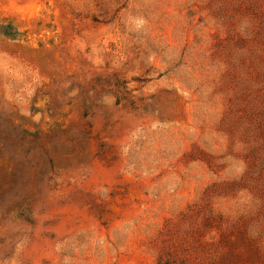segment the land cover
I'll return each mask as SVG.
<instances>
[{
    "label": "rangeland",
    "instance_id": "1",
    "mask_svg": "<svg viewBox=\"0 0 264 264\" xmlns=\"http://www.w3.org/2000/svg\"><path fill=\"white\" fill-rule=\"evenodd\" d=\"M4 24L0 264H264V0H0Z\"/></svg>",
    "mask_w": 264,
    "mask_h": 264
},
{
    "label": "trees",
    "instance_id": "2",
    "mask_svg": "<svg viewBox=\"0 0 264 264\" xmlns=\"http://www.w3.org/2000/svg\"><path fill=\"white\" fill-rule=\"evenodd\" d=\"M0 34L5 36V37L14 39L16 34H18V32L16 31V28L13 27V25L4 24V25H0ZM21 131L24 132V134H25V131H23V130H21Z\"/></svg>",
    "mask_w": 264,
    "mask_h": 264
}]
</instances>
